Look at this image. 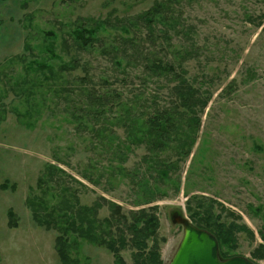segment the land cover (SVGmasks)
Segmentation results:
<instances>
[{
	"label": "rangeland",
	"instance_id": "374dc122",
	"mask_svg": "<svg viewBox=\"0 0 264 264\" xmlns=\"http://www.w3.org/2000/svg\"><path fill=\"white\" fill-rule=\"evenodd\" d=\"M156 110L175 118L162 148ZM42 198L101 220L111 204L156 209L164 264L184 235L174 219L213 202L248 229L231 255L264 264V0H0V264H61L59 232L33 219ZM71 243L79 264H115Z\"/></svg>",
	"mask_w": 264,
	"mask_h": 264
},
{
	"label": "trees",
	"instance_id": "16d2710c",
	"mask_svg": "<svg viewBox=\"0 0 264 264\" xmlns=\"http://www.w3.org/2000/svg\"><path fill=\"white\" fill-rule=\"evenodd\" d=\"M159 10L160 6L152 10V14L156 17L159 15ZM147 16L149 19L152 18L150 13ZM89 33L83 30L77 31L75 33L77 44H90L88 42L93 37ZM171 69V66L162 63L153 65L154 72L158 73L169 72ZM201 102L205 103V101ZM174 119L172 113L162 110L154 111L146 119L145 124L149 134L158 140L155 147L162 148L175 130ZM152 148L155 150L153 146ZM197 202L198 211L190 214L193 224L200 229L210 231L217 237L221 259L226 260L233 257L231 252L236 248L237 233L248 229L234 222L230 224L222 222L221 217L215 216L212 211L213 202L207 205L202 201ZM57 203L54 207L49 200L42 198L30 202L29 205L33 212V219L38 226L59 232L56 238V248L61 264H79V261L71 255V250L74 248L71 238L106 248L114 255L115 264H127L121 255L122 251L127 248L133 250V264H164L158 246L159 219L154 213L156 209H142L128 216L122 212L121 206L111 204V215L101 220L97 217L95 207L83 206L62 199ZM9 226L17 227L12 211L9 213ZM73 243L76 245L77 241ZM253 256L256 259H264V246L256 249Z\"/></svg>",
	"mask_w": 264,
	"mask_h": 264
},
{
	"label": "water",
	"instance_id": "95a60500",
	"mask_svg": "<svg viewBox=\"0 0 264 264\" xmlns=\"http://www.w3.org/2000/svg\"><path fill=\"white\" fill-rule=\"evenodd\" d=\"M174 222L183 227L184 235L169 264H256L244 256L221 259L219 242L213 233L198 228L186 217H176Z\"/></svg>",
	"mask_w": 264,
	"mask_h": 264
}]
</instances>
